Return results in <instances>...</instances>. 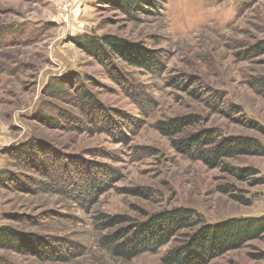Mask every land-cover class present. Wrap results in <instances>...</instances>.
Listing matches in <instances>:
<instances>
[{"label":"rangeland","instance_id":"obj_1","mask_svg":"<svg viewBox=\"0 0 264 264\" xmlns=\"http://www.w3.org/2000/svg\"><path fill=\"white\" fill-rule=\"evenodd\" d=\"M83 34L158 52L163 70L115 61L124 75L117 79L75 45ZM262 43L264 0H0V227L61 242L52 257L0 249V264H161L203 224L263 217L264 52L254 51ZM69 77L121 123L49 126L63 110L81 117L70 103L73 84L61 85ZM129 119L134 127L120 136ZM177 120L180 131L161 130ZM204 132L215 134V144L244 137L258 147L211 166L179 142ZM24 147L37 161L46 158L50 179L25 163ZM240 170L255 174L242 178ZM98 182L85 211L75 193ZM175 208L194 213L191 227L154 252L123 262L97 243L110 232L96 224L99 216L142 223ZM206 264H264V237Z\"/></svg>","mask_w":264,"mask_h":264},{"label":"trees","instance_id":"obj_2","mask_svg":"<svg viewBox=\"0 0 264 264\" xmlns=\"http://www.w3.org/2000/svg\"><path fill=\"white\" fill-rule=\"evenodd\" d=\"M151 6V8H155V11L159 9V4ZM130 7L133 9L132 5ZM73 40L75 45L87 56L102 66H108L109 70L111 69L112 75L117 77V79L124 75L120 73V69L117 68L115 61L144 69L149 74H158L163 70L161 54L148 51L139 45H132L121 38L111 35L96 36L93 34H83L75 37ZM254 51L256 53L264 52V43L260 47H255ZM67 83L73 84L72 92H74V95L70 103L82 111L79 114L81 117L74 116L69 111L63 110L58 116L47 120V123H50L49 126L61 128L64 124L71 123L73 127H80L81 130H83V125L94 130L101 125L112 127L118 121L121 123L119 119L117 120L116 117H112L111 109L102 104L79 80L69 77L64 82L62 81L61 85L65 87ZM134 93L136 94V91ZM147 106L146 104L143 107ZM129 120L132 121V119ZM133 123L132 121L125 124L124 128L119 130L120 136H123L124 132L131 131L134 127ZM183 126L184 122L179 120L160 124L161 130L166 134H175ZM214 135V133L204 132L180 139L179 142L186 147L187 151L195 150L196 153H199V155L197 154L199 159L204 162L206 161L211 166H217L224 158L249 154L253 151V148L258 147L254 140L244 137L229 138L215 144ZM21 152L25 154L23 156L24 160L30 159L26 160L25 163H33H31L32 170H37L38 176L47 177L46 173L51 175L52 171L50 173L48 167H46V158L42 161L40 157L39 161H37L35 159L37 156L34 157L33 150L31 148L28 149V147H24ZM239 174L242 178H247V176H253L255 172L240 170ZM99 178L104 184H106L105 181H111V178L107 175H100ZM46 179L50 178L47 177ZM15 183L24 184L20 180L15 181ZM32 183L37 185L40 181L37 182L35 180ZM27 185L32 189H36L31 183ZM27 185L26 188H29ZM43 185H45V188ZM96 186L101 188L98 182L97 185L78 189L75 193L74 198L78 196V199H76L77 203L83 206L81 208L85 211L89 210L98 195ZM40 188L47 191L53 189L47 182H41L38 189ZM52 192L55 191L52 190ZM193 215L194 213L191 210L175 208L155 213L142 223L132 222L122 217H105L102 215L97 217L96 224L105 230H110V232L103 235L97 243L109 256L121 259L123 262H129L143 252H154L168 244L177 231L190 228V220ZM263 233L264 216L257 218H232L214 224H203L198 229L193 230L187 236V239L182 241L181 245L172 248L162 255L160 262L161 264H206L211 259L227 251L241 248L247 241L262 239L264 237ZM48 238L22 232L9 226L0 227V249L2 250L25 254L30 249L34 255L52 257L59 252V249L54 245V242L57 241L53 240L54 238ZM57 245H61V242H57ZM42 247L45 249L43 250ZM38 250L41 254L37 252Z\"/></svg>","mask_w":264,"mask_h":264}]
</instances>
